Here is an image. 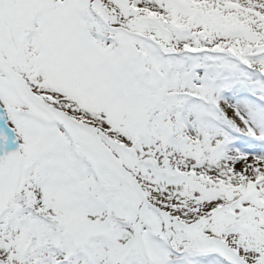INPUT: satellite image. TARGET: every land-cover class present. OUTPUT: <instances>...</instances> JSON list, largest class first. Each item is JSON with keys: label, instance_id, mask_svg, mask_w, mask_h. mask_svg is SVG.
I'll return each mask as SVG.
<instances>
[{"label": "snow or ice", "instance_id": "6c2138e0", "mask_svg": "<svg viewBox=\"0 0 264 264\" xmlns=\"http://www.w3.org/2000/svg\"><path fill=\"white\" fill-rule=\"evenodd\" d=\"M0 264H264V0H0Z\"/></svg>", "mask_w": 264, "mask_h": 264}]
</instances>
